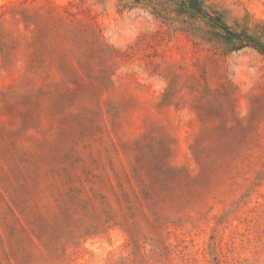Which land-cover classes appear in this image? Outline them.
Returning a JSON list of instances; mask_svg holds the SVG:
<instances>
[{
  "label": "rangeland",
  "instance_id": "374dc122",
  "mask_svg": "<svg viewBox=\"0 0 264 264\" xmlns=\"http://www.w3.org/2000/svg\"><path fill=\"white\" fill-rule=\"evenodd\" d=\"M0 264H264V0H0Z\"/></svg>",
  "mask_w": 264,
  "mask_h": 264
}]
</instances>
